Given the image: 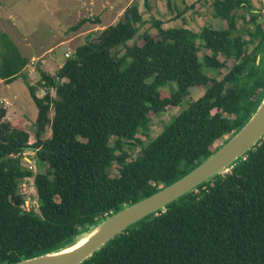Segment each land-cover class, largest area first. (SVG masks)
<instances>
[{
    "label": "trees",
    "instance_id": "trees-1",
    "mask_svg": "<svg viewBox=\"0 0 264 264\" xmlns=\"http://www.w3.org/2000/svg\"><path fill=\"white\" fill-rule=\"evenodd\" d=\"M239 10L251 12L256 26L251 0H218L215 16L228 21V31L205 28L196 34L164 29L156 21L157 35H139L143 16L130 7L117 25L79 46L56 74L39 66L37 87L25 74L32 60L8 33H0V80L12 84L24 78L38 108V141L33 146L42 148L39 156L52 170L36 179L41 215L26 210L18 188L33 175L22 160L31 134L22 124L4 122L7 110L0 101V263L54 249L81 229L165 188L249 121L264 99V61L257 68L256 58L246 55L232 63L222 80L204 72V67L222 71L231 58L241 59L243 46L250 45L241 41L243 32L260 38L259 50L264 52V31L259 26L239 30ZM88 22L80 21L71 32ZM235 31L241 32L237 38L231 37ZM198 39L211 50L204 63ZM119 46L126 53L114 57L112 50ZM220 53L227 60H218ZM63 78L69 82L59 84ZM173 84L174 92L162 91ZM227 85L231 88L223 94ZM50 87L56 88L55 99L37 97V91ZM195 87L204 88L205 95L158 138L148 145L137 138L141 131L149 135L150 113L162 115L169 107H180ZM52 107L53 136L44 141L40 138ZM134 140L142 150L131 160L125 146ZM115 163L119 175L112 177ZM83 264H264V138L229 173L135 224Z\"/></svg>",
    "mask_w": 264,
    "mask_h": 264
},
{
    "label": "rangeland",
    "instance_id": "rangeland-1",
    "mask_svg": "<svg viewBox=\"0 0 264 264\" xmlns=\"http://www.w3.org/2000/svg\"><path fill=\"white\" fill-rule=\"evenodd\" d=\"M251 2L254 9L262 10L260 17V22H262L264 0H251ZM131 6H137L143 16V21L138 24L139 35L145 33L157 35L156 21H161L165 29L185 27L197 33L208 26L215 29L227 27L224 22L213 17V0H0V33H8L23 54L32 60L33 63L27 68L25 74L30 84L37 87L41 74L35 68L33 56H41L44 63L43 68L56 73L59 64L67 57V52L73 56L80 45L96 38L106 27L117 24ZM239 13L245 14V10H239ZM84 19L91 20V22L99 19L103 23L88 22L80 31L71 32V28ZM239 24L241 25L242 21ZM124 52L125 48L119 47L114 54L120 56ZM228 70L223 69L216 72L204 67L205 74L218 79H223ZM175 88V86H169L165 90L172 92ZM54 94L56 92H52L53 96ZM203 95L204 89L193 88L180 107H171L160 116L150 113V136L139 134L138 139L146 145L150 144L164 131L165 126L174 117L188 109L190 103ZM0 101L4 103H2L3 106L9 107L10 119L7 116L5 121L13 124L18 122L24 125L30 133L35 132L34 123L38 116V108L23 77L12 84L0 80ZM50 131L48 127L43 136L44 139L51 136ZM229 137L218 142V145L223 144ZM33 142L34 140L31 141ZM125 150L134 160L140 155L142 147L138 141H134L129 142ZM25 156L31 158L33 154L27 151ZM33 159L37 167L36 174L44 173L46 170V166L43 169L44 163L37 157ZM111 175L112 177L119 175L117 165L111 170ZM20 192L24 194L31 209L36 206L37 193L34 178L25 180Z\"/></svg>",
    "mask_w": 264,
    "mask_h": 264
},
{
    "label": "water",
    "instance_id": "water-1",
    "mask_svg": "<svg viewBox=\"0 0 264 264\" xmlns=\"http://www.w3.org/2000/svg\"><path fill=\"white\" fill-rule=\"evenodd\" d=\"M260 62V58L258 60ZM230 86L226 87L225 94ZM264 138V99L249 121L213 155L192 171L165 188L101 219L93 226L80 230L58 247L23 258L14 263L0 264H83L135 224L196 191L200 186L221 174H227ZM84 235V240L80 237Z\"/></svg>",
    "mask_w": 264,
    "mask_h": 264
},
{
    "label": "flooded vegetation",
    "instance_id": "flooded-vegetation-1",
    "mask_svg": "<svg viewBox=\"0 0 264 264\" xmlns=\"http://www.w3.org/2000/svg\"><path fill=\"white\" fill-rule=\"evenodd\" d=\"M218 0H213V10H214V14H213V17L215 18V19H217V20H220V21H222V22H224L226 25H227V27L226 28H221V29H215L214 27H204L203 28V30L205 29V28H207V29H210V30H214V31H228V30H230V26H229V23H228V21L225 19V18H223V17H221V16H215V6H216V2H217ZM131 7H137V6H131ZM138 8V7H137ZM138 10H139V8H138ZM139 12H140V10H139ZM239 12V11H238ZM254 14H256V15H258V17L256 18V20H255V24H256V26H259V28H261L262 29V31H264V19L262 20V22H260V17H261V14L263 13L262 12V10H258V9H255V10H253L252 11ZM141 13V12H140ZM142 14V13H141ZM240 14V13H239ZM238 14V17H237V19H236V21H237V27H238V29L240 30V29H242V28H248L249 30H253V29H255L256 28V26H254L253 25V17H252V13L251 12H245V14H240L239 15ZM242 15H244L245 16V19H243L242 18ZM123 16H124V14L122 15V17H121V19L119 20V22L120 21H122V19H123ZM240 16V17H239ZM99 20V19H98ZM100 22H101V24L103 23L101 20H99ZM240 21H242V24L240 25L239 23H240ZM118 22V23H119ZM117 23V24H118ZM117 24H114V26L115 25H117ZM109 27V26H108ZM162 27H163V24H162ZM107 28V27H106ZM105 28V29H106ZM176 28H185V27H176ZM104 29V30H105ZM165 29V28H164ZM169 29H171V28H169ZM185 29H188V28H185ZM245 29V30H246ZM189 30H191V29H189ZM203 30L200 32V33H197V32H194L193 30H191V31H193L194 33H196V34H201L202 32H203ZM103 31V30H102ZM101 31V32H102ZM100 32V33H101ZM238 33H240L241 34V32H238V31H235L232 35H231V37H238ZM148 34H152V33H148ZM153 35H155V34H153ZM247 37V38H246ZM95 39V38H94ZM93 40V39H92ZM91 40V41H92ZM91 41H88V43L89 42H91ZM241 41L242 42H245V41H249V43H250V45L248 46V45H244L243 46V50L245 51V53L242 55V57H241V59H239V60H236L235 58H231L230 59V61L231 62H228V64H227V68L226 69H231V65H232V63L234 62H237V63H239V62H241L242 61V58H244L246 55H248V56H251V58L253 57V58H256L255 59V65H256V67L257 68H259L260 67V65H261V63H262V61H264V52L263 51H260L259 50V45H260V42H261V39L260 38H257V37H253V36H250V34L249 33H247V31L246 32H243L242 34H241ZM131 44H133V43H131ZM197 44L200 46V51H199V58H200V60L204 63V57L206 56V55H209V54H211V50H209V49H207L205 46H204V42H202L200 39H198L197 40ZM84 45V44H83ZM80 46H82V45H80ZM119 47H123V46H119ZM119 47H117V48H119ZM117 48H115V49H113L112 50V55L114 56V57H122L125 53H126V49H125V52L123 53V54H121L120 56H117V55H115L114 54V51L117 49ZM124 48V47H123ZM202 54V55H201ZM66 55H67V57H66ZM66 55H65V60H63L62 62H63V65L65 64V62L67 61V59H69V58H73L74 57V55H75V52H74V55L73 56H71V54H70V52H67L66 53ZM218 60H220V61H225V60H227V56L225 55V54H222V53H220L219 55H218ZM222 58V59H221ZM259 58H260V62H258V60H259ZM62 65V66H63ZM61 68V67H60ZM207 68V67H206ZM38 69H39V66H38ZM42 69V68H41ZM59 70V69H58ZM58 70L56 71V73L58 72ZM229 70H228V72H229ZM39 71H40V69H39ZM46 72V71H45ZM216 72H217V70H216ZM220 72V71H219ZM55 73V74H56ZM256 75H260L261 74V71L260 70H257L256 72H254ZM54 75V74H53ZM213 78H216V77H213ZM218 79V78H217ZM218 80H222V79H218ZM66 82H69V80L67 79V78H63V79H61V80H59V84H64V83H66ZM149 82H152V80H149ZM171 86H175L176 88L172 91V92H174L176 89H177V85L176 84H173V85H170V87ZM228 86H230V88H231V85H227L226 87H228ZM167 87H169V86H167ZM167 87H164V88H162V91H164V92H167V93H171V92H168V91H166L165 90V88H167ZM225 87V88H226ZM195 88H201V89H204V88H202V87H195ZM191 89H193V88H191ZM191 89H190V91H191ZM225 90V89H224ZM38 92V91H37ZM52 92H56V88H54V87H50V88H48V91H47V93H46V95L45 96H41L39 93L38 94H36L37 95V97L39 98V99H44L46 96H51L52 98H56L57 97V93L56 94H54L55 96H53L52 95ZM190 95V94H189ZM204 95H205V89H204ZM203 95V96H204ZM202 96V97H203ZM189 97V96H188ZM187 97V98H188ZM186 98V99H187ZM201 98V97H200ZM199 98V99H200ZM185 99V100H186ZM198 99V100H199ZM184 100V101H185ZM198 100H196V101H198ZM195 101V102H196ZM1 103H3L2 101H1ZM193 103V102H192ZM183 104V103H182ZM191 104V103H190ZM3 106V105H2ZM190 106V105H189ZM4 108H6V110H7V115H6V117L4 118V122H9V121H5V119L7 118V116H8V118L10 117L9 116V107H7L6 105H4L3 106ZM169 108H171V107H169ZM168 108V109H169ZM189 108V107H188ZM167 109V110H168ZM54 110V111H53ZM53 112V113H52ZM184 112V111H183ZM53 114V116H51ZM154 114V113H153ZM155 115V114H154ZM180 115V114H179ZM178 115V116H179ZM54 116H55V109L52 107L51 108V110H50V113H49V118H50V123L49 124H47V126H46V129H45V132H43L42 133V135H41V140H48V139H51L52 138V136H53V129H52V122H53V119H54ZM158 116H160V114L158 115ZM38 117V116H37ZM149 117V116H148ZM177 117V116H176ZM175 118V117H174ZM10 119V118H9ZM150 119V118H149ZM173 120V119H172ZM36 122V121H35ZM10 123H12V122H10ZM170 123V122H169ZM168 123V124H169ZM13 124V123H12ZM17 124H19L18 122H16L15 123V125H17ZM167 124V125H168ZM23 127L25 128V126L23 125ZM34 127H35V123H34ZM48 127H49V129L51 130L50 131V134H51V136H49V138H47V139H44L43 138V136H44V134L46 133V131H47V129H48ZM166 127V126H165ZM26 129V128H25ZM165 129V128H164ZM28 131V130H27ZM29 132V131H28ZM30 133V132H29ZM34 133H35V135H34ZM33 134L32 133H30L31 134V138H30V141H29V146L24 150V153H23V157H22V160H23V165H24V167L25 168H27V169H29L30 171H32V173H33V175L31 176V177H27V178H25L21 183H20V185H19V188H18V192H19V194L23 197V199H24V201H25V207H26V210H35L39 215H41V211H40V209H39V205H40V203H39V191H38V188H37V185H36V179H37V177H38V175H42V174H44V175H46V174H49L52 170H50V165L47 163V162H45V161H43L41 158H40V156H39V154H40V151L42 150V148H34V144L38 141V138L36 137V127H35V132H34ZM149 133H150V131H149ZM163 133V132H162ZM161 133V134H162ZM139 134H144L145 135V133H144V131H141ZM160 134V135H161ZM159 135V136H160ZM33 136H34V138H33ZM146 136V135H145ZM150 135H148L147 137H149ZM158 136V137H159ZM157 137V138H158ZM137 138H138V135H137ZM32 140H34V142L33 143H31V141ZM223 140V139H222ZM134 141H136V140H134ZM134 141H132V142H134ZM154 141V140H153ZM127 143H129L128 141H126ZM139 144V143H138ZM111 145L112 146H114V144H113V142L111 143ZM140 145V144H139ZM146 145V144H145ZM142 147V146H141ZM27 151H31V153L33 154V157H31V158H29L28 156H25V153L27 152ZM43 151H45V150H43ZM34 157H37V158H39L43 163H44V165H43V169H44V166H46V170L44 171V173H37L36 174V171H37V167H36V165H35V162H34ZM131 159V158H130ZM132 160V159H131ZM115 165H117L118 167H119V165L117 164V163H115L114 164V166ZM114 166H113V168H114ZM112 168V169H113ZM119 169H120V167H119ZM112 176V175H111ZM118 176V175H117ZM31 178H34V185H35V188H36V193H37V203H36V206L35 207H33L32 209H31V207L29 206V204L27 203V199L25 198V196H24V194L23 193H21L20 191H21V186H22V183L25 181V180H27V179H31ZM55 201L56 202H60V198L59 197H56V199H55Z\"/></svg>",
    "mask_w": 264,
    "mask_h": 264
},
{
    "label": "crops",
    "instance_id": "crops-1",
    "mask_svg": "<svg viewBox=\"0 0 264 264\" xmlns=\"http://www.w3.org/2000/svg\"><path fill=\"white\" fill-rule=\"evenodd\" d=\"M32 59L35 61V68H36V70H39L38 69V66H40L44 71H46V72H48L49 74H51V75H53V74H55V73H53V72H49V71H47L45 68H43L44 67V63L42 62V60H41V56H37V55H35V56H33L32 57ZM33 63V62H32ZM32 63L30 64V65H32ZM62 65H63V62L62 63H60L59 64V69H60V67H62ZM4 104V103H3Z\"/></svg>",
    "mask_w": 264,
    "mask_h": 264
},
{
    "label": "built area",
    "instance_id": "built-area-1",
    "mask_svg": "<svg viewBox=\"0 0 264 264\" xmlns=\"http://www.w3.org/2000/svg\"><path fill=\"white\" fill-rule=\"evenodd\" d=\"M48 89L47 88H41L38 93L43 97L46 95Z\"/></svg>",
    "mask_w": 264,
    "mask_h": 264
},
{
    "label": "bare ground",
    "instance_id": "bare-ground-1",
    "mask_svg": "<svg viewBox=\"0 0 264 264\" xmlns=\"http://www.w3.org/2000/svg\"><path fill=\"white\" fill-rule=\"evenodd\" d=\"M79 239H80V241H83L84 240V235L81 236Z\"/></svg>",
    "mask_w": 264,
    "mask_h": 264
}]
</instances>
